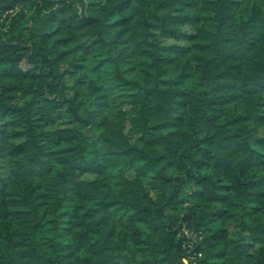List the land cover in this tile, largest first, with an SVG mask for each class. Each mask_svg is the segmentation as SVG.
<instances>
[{
  "label": "trees",
  "instance_id": "trees-1",
  "mask_svg": "<svg viewBox=\"0 0 264 264\" xmlns=\"http://www.w3.org/2000/svg\"><path fill=\"white\" fill-rule=\"evenodd\" d=\"M184 230L264 264V0H0V264H183Z\"/></svg>",
  "mask_w": 264,
  "mask_h": 264
},
{
  "label": "built area",
  "instance_id": "built-area-1",
  "mask_svg": "<svg viewBox=\"0 0 264 264\" xmlns=\"http://www.w3.org/2000/svg\"><path fill=\"white\" fill-rule=\"evenodd\" d=\"M184 232L187 234V236L191 239L190 242H187L184 247L187 249L186 250V256L182 258L183 264H193L194 263V256L191 254V251L194 247L193 243L196 240V236L193 233H188L186 230Z\"/></svg>",
  "mask_w": 264,
  "mask_h": 264
},
{
  "label": "rangeland",
  "instance_id": "rangeland-1",
  "mask_svg": "<svg viewBox=\"0 0 264 264\" xmlns=\"http://www.w3.org/2000/svg\"><path fill=\"white\" fill-rule=\"evenodd\" d=\"M127 128H128V126L126 125L125 127H124V131H126L127 130ZM131 173V171L130 170H126V174H130ZM132 174V173H131ZM93 177V175H91V174H89V173H85V174H81V175H78V179L79 180H81V181H89L91 178ZM232 231L234 230V229H231Z\"/></svg>",
  "mask_w": 264,
  "mask_h": 264
}]
</instances>
